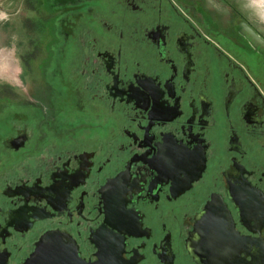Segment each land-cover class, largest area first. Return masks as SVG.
Here are the masks:
<instances>
[{"label": "flooded vegetation", "instance_id": "1", "mask_svg": "<svg viewBox=\"0 0 264 264\" xmlns=\"http://www.w3.org/2000/svg\"><path fill=\"white\" fill-rule=\"evenodd\" d=\"M39 9L45 55L17 46L1 85V261L264 264V52L244 25L264 33L246 7Z\"/></svg>", "mask_w": 264, "mask_h": 264}, {"label": "rangeland", "instance_id": "2", "mask_svg": "<svg viewBox=\"0 0 264 264\" xmlns=\"http://www.w3.org/2000/svg\"><path fill=\"white\" fill-rule=\"evenodd\" d=\"M42 1L0 0V95L1 85H5L8 80L15 83L13 79L4 76L14 66L12 57L17 46H20L23 55L36 49V55H45L47 22L39 18L43 15L39 9ZM233 1L246 7L251 20L264 33V0ZM16 58L13 59L16 61Z\"/></svg>", "mask_w": 264, "mask_h": 264}, {"label": "water", "instance_id": "3", "mask_svg": "<svg viewBox=\"0 0 264 264\" xmlns=\"http://www.w3.org/2000/svg\"><path fill=\"white\" fill-rule=\"evenodd\" d=\"M244 33L246 36L249 38L250 43L255 49L260 50L261 52H264V40L256 33L254 30H252L250 27L244 25ZM43 244H50V243H55L51 235L46 236L43 239ZM56 243H65L63 240H57ZM210 253V251H209ZM34 260V259H32ZM31 262L33 263V261ZM0 264H6V261H1L0 259Z\"/></svg>", "mask_w": 264, "mask_h": 264}]
</instances>
